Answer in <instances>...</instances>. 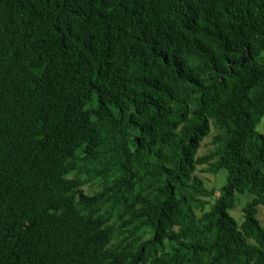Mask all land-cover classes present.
I'll return each instance as SVG.
<instances>
[{
	"label": "trees",
	"instance_id": "trees-1",
	"mask_svg": "<svg viewBox=\"0 0 264 264\" xmlns=\"http://www.w3.org/2000/svg\"><path fill=\"white\" fill-rule=\"evenodd\" d=\"M263 52L264 0H0V264H264Z\"/></svg>",
	"mask_w": 264,
	"mask_h": 264
},
{
	"label": "rangeland",
	"instance_id": "rangeland-1",
	"mask_svg": "<svg viewBox=\"0 0 264 264\" xmlns=\"http://www.w3.org/2000/svg\"><path fill=\"white\" fill-rule=\"evenodd\" d=\"M260 60L264 63V52L261 54ZM257 130L261 133H264V116L261 119L260 123L257 125ZM216 135V130L214 127L212 128L211 134L206 137L199 149V156L200 155H205L209 153V151L214 150L215 144L213 142L214 136ZM208 165H200L197 169V174L205 181L206 185L209 188H214L218 190L224 183H225V178H226V173L224 170L219 171L218 173H211L208 170ZM88 191H92L93 189L91 188H86ZM209 202L212 204L214 203V198H208ZM250 197L248 195H243L240 196L236 207L231 210V213L233 214L236 219L241 222L243 220V207L247 200H249ZM209 207V205H208ZM258 219L264 225V209L263 207H259V213L257 215Z\"/></svg>",
	"mask_w": 264,
	"mask_h": 264
}]
</instances>
